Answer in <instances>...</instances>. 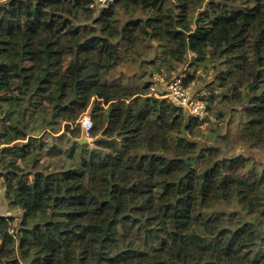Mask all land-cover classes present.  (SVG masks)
Wrapping results in <instances>:
<instances>
[{
	"label": "trees",
	"instance_id": "16d2710c",
	"mask_svg": "<svg viewBox=\"0 0 264 264\" xmlns=\"http://www.w3.org/2000/svg\"><path fill=\"white\" fill-rule=\"evenodd\" d=\"M92 3L0 0V175L22 210L18 225L0 215V264H264V167L231 154V131L201 137L200 117L146 76L111 77L149 40L171 60H218L221 97L245 119L234 136L264 149V0ZM41 97L44 125L68 134L57 168L28 133ZM86 112L92 144L72 127Z\"/></svg>",
	"mask_w": 264,
	"mask_h": 264
},
{
	"label": "rangeland",
	"instance_id": "374dc122",
	"mask_svg": "<svg viewBox=\"0 0 264 264\" xmlns=\"http://www.w3.org/2000/svg\"><path fill=\"white\" fill-rule=\"evenodd\" d=\"M95 9H99L95 6ZM146 46H141L140 53L132 55L127 60L121 61L117 67L112 71L111 77H121L127 82H139L140 76H146L145 79L153 81L151 91L154 95L160 97L162 93H167L166 82L174 78H182L185 88L190 93L197 94L207 100L210 105V109L200 117V135L205 137L208 135H214V133L224 134L227 131H231L233 139L230 141L229 147L232 149L231 154L243 153L253 158L258 168L264 167V149L261 147H255L250 144H245L236 139L234 135H237L239 128L244 122L241 108L239 104L229 103L226 99L221 97L222 88L217 84L216 69L221 66L218 60L212 61L211 59L205 63L192 64L194 60V54L187 53L186 60L183 62L171 60L166 57L161 47L157 44V41L149 40L146 42ZM145 45V44H144ZM149 45V46H148ZM187 75L192 76V80L185 84L184 77ZM215 95L214 102L210 101L209 95ZM51 112V105L44 99L39 98L38 101L31 105L27 110L26 120L29 123L28 133L37 139H41L44 143L42 150L41 165L49 168H57L60 166L61 158L66 159V151L70 145L67 139L68 134H64V123L57 125L55 130L44 125V122L49 119ZM89 115L88 112L84 113L76 123H73L72 127H76L80 121L81 125V139L86 140L84 143L92 144L91 137L83 130L82 119L84 116ZM24 141V140H23ZM56 144L58 148L62 149L54 150L55 155L47 152V149ZM5 147L4 144H0V157L1 151ZM5 155L10 159L12 152L9 149L5 150ZM21 162V161H20ZM28 163V162H27ZM27 163H23L27 168L30 166ZM0 171H3L2 163L0 161ZM4 177L0 175V188L4 189L3 184ZM14 215L16 219L14 225H18L22 210L19 208H11L7 199L4 196V192L0 189V215Z\"/></svg>",
	"mask_w": 264,
	"mask_h": 264
},
{
	"label": "built area",
	"instance_id": "2783aa9c",
	"mask_svg": "<svg viewBox=\"0 0 264 264\" xmlns=\"http://www.w3.org/2000/svg\"><path fill=\"white\" fill-rule=\"evenodd\" d=\"M114 0H93L91 7L97 6L99 9L107 6ZM167 93L162 96L170 98L177 105L181 106L188 115L193 117H202L208 110L207 101L197 95L192 94L185 88L182 78H174L166 82L165 85ZM83 130L89 135L92 128V119L89 115L84 116L82 119Z\"/></svg>",
	"mask_w": 264,
	"mask_h": 264
},
{
	"label": "water",
	"instance_id": "95a60500",
	"mask_svg": "<svg viewBox=\"0 0 264 264\" xmlns=\"http://www.w3.org/2000/svg\"><path fill=\"white\" fill-rule=\"evenodd\" d=\"M77 140H78L79 143H84V142H86V140L81 139V138H80V139H77Z\"/></svg>",
	"mask_w": 264,
	"mask_h": 264
},
{
	"label": "crops",
	"instance_id": "0c3cea01",
	"mask_svg": "<svg viewBox=\"0 0 264 264\" xmlns=\"http://www.w3.org/2000/svg\"><path fill=\"white\" fill-rule=\"evenodd\" d=\"M0 189H2L3 190V192H4V189L1 187Z\"/></svg>",
	"mask_w": 264,
	"mask_h": 264
}]
</instances>
